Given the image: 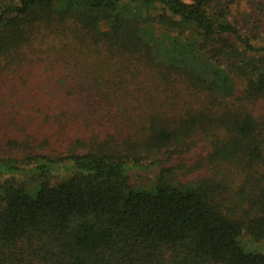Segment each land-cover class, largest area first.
I'll list each match as a JSON object with an SVG mask.
<instances>
[{"label":"trees","instance_id":"1","mask_svg":"<svg viewBox=\"0 0 264 264\" xmlns=\"http://www.w3.org/2000/svg\"><path fill=\"white\" fill-rule=\"evenodd\" d=\"M243 234L264 0H0V264H264Z\"/></svg>","mask_w":264,"mask_h":264},{"label":"rangeland","instance_id":"2","mask_svg":"<svg viewBox=\"0 0 264 264\" xmlns=\"http://www.w3.org/2000/svg\"><path fill=\"white\" fill-rule=\"evenodd\" d=\"M25 170L22 173H15L14 177L28 186H37L38 183L33 180V169L26 168ZM157 175L158 169L155 167L133 168L130 172L132 183L141 187H149L156 181ZM241 241L246 251L264 253V238L254 240L249 234H243Z\"/></svg>","mask_w":264,"mask_h":264}]
</instances>
